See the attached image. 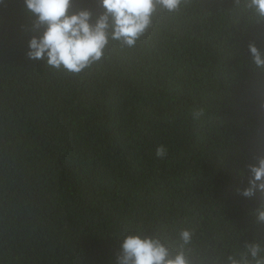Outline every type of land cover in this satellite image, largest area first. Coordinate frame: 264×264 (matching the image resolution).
<instances>
[{"label": "trees", "instance_id": "16d2710c", "mask_svg": "<svg viewBox=\"0 0 264 264\" xmlns=\"http://www.w3.org/2000/svg\"><path fill=\"white\" fill-rule=\"evenodd\" d=\"M83 9L102 11L73 0ZM32 20L23 0L0 3V264H115L137 229L173 249L192 231L193 264L264 249L259 200L239 194L264 157V72L247 51L264 52V25L233 0H190L73 75L27 58Z\"/></svg>", "mask_w": 264, "mask_h": 264}, {"label": "clouds", "instance_id": "9594fccd", "mask_svg": "<svg viewBox=\"0 0 264 264\" xmlns=\"http://www.w3.org/2000/svg\"><path fill=\"white\" fill-rule=\"evenodd\" d=\"M3 0H0L2 3ZM25 12L32 20L36 33L28 42L26 56L44 61L47 66L68 74L78 75L99 63L105 49L114 41L123 48H133L152 26L158 12H178L190 0H98L101 13L94 17L90 10H72L73 0H23ZM257 25H264V0H233ZM253 70L264 72V52L250 42L247 46ZM264 107V105H261ZM204 115L192 113L193 119ZM168 148L159 145L155 157L164 159ZM248 186L239 192L245 198L254 196L259 204L253 212L256 222L264 225V157L248 165ZM192 231L179 232L176 249L158 236L144 235L142 230L123 236L115 264H193L186 251ZM259 243H247L244 251L227 257V264H264Z\"/></svg>", "mask_w": 264, "mask_h": 264}]
</instances>
